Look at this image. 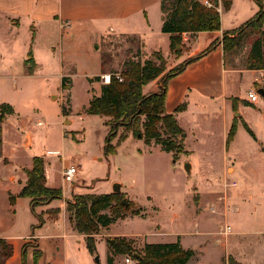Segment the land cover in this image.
Listing matches in <instances>:
<instances>
[{
  "label": "rangeland",
  "instance_id": "rangeland-1",
  "mask_svg": "<svg viewBox=\"0 0 264 264\" xmlns=\"http://www.w3.org/2000/svg\"><path fill=\"white\" fill-rule=\"evenodd\" d=\"M234 1L238 13L241 7L248 4L242 0ZM251 2L258 10L255 1ZM262 3L264 5V0ZM240 17L242 19L244 15L240 14ZM149 22L154 29L152 35L160 32L159 28L156 29L160 18L153 11ZM62 23L61 28L58 23L53 27L55 32L49 27H42L39 31L38 38H50L44 44V55L39 58L44 67L38 75L28 76L22 66L28 45L25 39L30 38L28 22L21 20L15 34V31L8 30L0 17V38L8 36L19 40L12 55L13 70L2 73L0 68V105L7 103L12 108L11 113L7 108L0 110V206L4 203L5 188L7 192L17 189V180L25 176V169L31 168L32 157L40 156L46 182L61 188L59 200L65 201L64 207L73 196L70 195L71 188L74 193H104L112 191L115 182L123 186L120 198H125L128 203V217L117 219L114 224L111 223V227L109 224L99 228L93 235L95 255H91L85 246H79L77 254L79 257L81 255L84 263L89 259L91 264H96L94 259L97 256L99 264H107L105 238L114 232L137 234L126 237L133 240L136 251H141L145 242L172 241L180 234L182 246L194 251L186 264H238L228 251L243 262H249L255 256L257 260L263 258L264 251H259L257 236L252 233L260 226L256 207L259 211L264 209V155L256 150V144L241 120L227 114L226 122H236V126L229 143L226 144V140L230 127L221 144L219 120L222 114L219 111L215 114L203 111L201 114L190 109L178 118L185 132L181 152H165L159 143L150 141L145 144L143 138L119 128L111 141L112 146H116L115 152L104 154L109 118L86 112L92 97L100 93L102 82L99 75L112 72H115V76L119 75L127 58L133 57L142 62L159 51L146 54L140 38L115 35L109 31L105 33V28L101 31L92 21ZM157 37L149 40L152 50L163 48L167 40ZM201 38H209L207 47L219 37L209 34ZM248 47L247 42L241 44L231 61L227 62V69H244ZM177 50H182L180 45L174 49L170 47L172 56L165 60L166 71L181 63L173 64L171 61ZM245 81L244 77L243 84L237 88L240 96L244 94V89L247 90L248 80ZM183 105L182 110L186 109V104ZM63 106L69 110L67 115H63ZM219 109L222 107L215 108ZM174 110L175 107L168 113L175 114ZM232 111H236L234 106ZM38 120L43 121L42 126L37 125ZM249 123L254 130L259 129L252 120ZM122 133H126L127 137L117 145ZM258 133L261 131L258 130ZM227 145L229 151L244 153L247 172L244 200L235 194L241 184L234 175H230L231 170L224 168L219 171ZM185 163L188 164L186 168ZM69 165L77 167L72 184L64 182L61 175ZM230 165L228 161L227 167ZM10 175L15 177L9 179ZM62 192L69 193L68 199H64ZM214 199L221 201L223 208L228 209L227 215L219 214L218 206V211L212 210ZM235 205L239 208L237 212H233ZM132 210L137 211L138 215H130ZM24 212L22 207L17 208L16 215L21 223ZM102 212L109 214V209ZM48 216L53 218L50 214ZM36 220L39 223L38 215ZM69 222L66 221V225L71 227ZM225 223L231 226L228 236L219 234L218 226ZM241 231L246 234L239 239ZM78 238L85 241L84 234ZM126 258V255H115L112 264H135L134 260L129 258L126 261Z\"/></svg>",
  "mask_w": 264,
  "mask_h": 264
},
{
  "label": "crops",
  "instance_id": "crops-1",
  "mask_svg": "<svg viewBox=\"0 0 264 264\" xmlns=\"http://www.w3.org/2000/svg\"><path fill=\"white\" fill-rule=\"evenodd\" d=\"M242 1L248 4L245 7H241L239 13L234 8V0H231L230 7L227 10H224L219 2V30L182 33L180 35L181 54L179 57H176V55L175 57L173 56L171 59L172 63L183 61L203 49L209 42V38H201V36L206 37L209 34H216L220 38L222 31L236 28L251 18L257 12V9H255L251 2L253 0ZM152 11L156 17L160 18V24L158 27L156 26V29L159 28L160 32H154V35H152L154 29L150 26L149 22ZM240 14L244 15L242 19ZM0 17L4 19L8 30L10 32L15 31V34L17 33V28L20 26L21 20L26 19L28 22L30 38L25 39V43L28 45L24 52L25 56L22 59V66L27 70L24 60L30 52L33 65L31 72L26 71L28 76L38 75L37 73L44 67V63L39 58L44 55L42 54V51L45 49L44 44L50 38H38L39 31L42 27H49L52 32H55L53 27H56L57 23L58 27H60L63 25L62 22L92 21L97 24L98 28H101V31L105 28L103 31L105 33L109 31L115 35H130L140 38L143 43L142 49L146 54L155 50L161 52L165 60H168L172 56L169 35L161 32L159 0H0ZM225 21L226 25L224 24ZM157 35L167 40L163 48L158 47V49L152 50L149 47V40L150 38H158ZM199 36L200 38H198ZM18 42L19 40L16 37L9 38L7 36V38H0V68L2 69V73L13 70L11 62L12 55L15 51L14 47H17ZM209 57L212 58L208 60ZM246 74H250L251 76L248 77ZM244 77L246 81L248 80V87L247 90L244 89V94L240 96L237 88L243 84ZM158 87V81L153 80L143 87V91L144 93L154 92ZM260 88L264 91V69L224 68L222 49L218 45L207 55L188 64L182 73L168 81L165 108L167 112H172L174 107L176 108L180 103L184 102L186 104V109L174 112L177 123L178 118L183 117L190 109H194L198 113L201 112V114L203 111L214 114L219 111V114H222L221 120H219L221 122L222 132L219 137L221 144L224 142L227 129L231 124V122L229 124L226 122L227 114H230L231 118L238 117L237 119H240L242 124L251 130L253 136L250 134L249 136L256 144V150L264 155V96L257 93V90ZM248 90H254L258 94L254 102L249 100L247 96ZM217 106H221L222 109L215 110ZM233 106L236 109L234 112L232 111ZM249 120H252L259 126L258 130L261 133L253 129ZM178 125L181 126L180 123ZM228 161H230V167H227ZM245 162L243 152H232L229 151L228 145L225 146L219 171L224 168L231 170L230 175H234L240 181L241 188L235 194L242 200H244L245 195L244 178H247V172L244 167ZM24 175V177L22 176L23 179L18 178L17 182L19 187L13 192H7L5 188L4 203L0 206V237L12 245V254L5 260L4 264H32V253L35 248L41 251L39 264H91L89 259L84 263L81 255L79 257L77 254L80 248L79 246L86 247V244L83 239L78 238L82 234L77 233L72 225L71 227L66 225V221L69 220L64 207L65 201L53 200L46 205L35 207L34 211H32L29 198L16 196L27 179L25 172ZM11 177L14 178L15 176L10 175L9 179ZM45 184L48 187L55 188L48 185L47 182ZM122 189L123 186L121 185L120 191H123ZM72 191L73 189L71 188V196L81 193H74ZM62 193L64 199H68L67 195H69L70 191L69 193L66 192L67 194ZM9 194L15 195L13 202H10ZM214 201L215 205L212 206V210L218 211V206L223 213L219 211V214L223 216L227 215L228 209L223 208L222 202H218L215 199ZM19 207L25 209L22 223L18 221V216L16 215L17 208ZM51 208H58L59 210L53 218H50L47 213V210ZM256 208L258 209L257 219L258 225L260 226L252 234L257 236L256 240L259 251H264V209L261 208V211H259V208ZM237 211H239V208L235 205L233 212ZM37 215L42 217V222L37 223ZM113 224H110V227ZM245 234L244 231H241L238 234V238L242 239ZM136 235L116 232L112 234V236L124 237H135ZM177 235L179 236L178 239L181 244V235ZM108 236L110 235L106 237ZM22 252L24 255H22ZM228 254L238 264H264V257L257 260L255 256L251 261L243 262L229 251Z\"/></svg>",
  "mask_w": 264,
  "mask_h": 264
},
{
  "label": "trees",
  "instance_id": "trees-1",
  "mask_svg": "<svg viewBox=\"0 0 264 264\" xmlns=\"http://www.w3.org/2000/svg\"><path fill=\"white\" fill-rule=\"evenodd\" d=\"M258 6L257 12L236 28L224 30L220 38L214 40L201 52L181 61L177 66L166 71L165 59L160 52H154L153 57L142 62L133 57L127 58L119 72V80L115 72L110 73V82L102 83L98 96H93L86 108L89 114L109 118L108 132L104 139V154L114 153L115 147L111 141L119 128L123 132L131 131L137 138H143L145 144L150 141L159 143L161 150L173 154L181 152V140L185 136L184 130L178 125L175 114L165 111V99L168 81L182 73L185 67L207 55L216 46L220 45L223 53V65L231 61L232 55L243 42L249 44L245 56L244 69H264V5L262 0H254ZM213 7H207L201 0H159L161 12V32L169 35L170 47L181 45L180 35L184 32L197 33L200 31H214L220 29V13L218 1H213ZM231 0H220L224 10L230 7ZM142 45V44H141ZM181 54L175 52L176 57ZM27 71H32L33 61L30 52L24 60ZM157 80L159 87L154 92L144 93L143 87L149 82ZM63 85V83H61ZM184 102L180 103L174 112L181 111ZM12 108L7 103L0 105V110ZM69 110L63 106V115ZM236 122L232 123L227 135V142L234 135ZM141 127V128H140ZM247 132L253 136L251 130L244 125ZM127 137L126 133L119 135L117 145ZM179 137V139H177ZM27 179L19 192L18 197L30 199L32 211L37 205H46L61 198V188L46 186L43 160L40 156L32 157V166L24 170ZM15 195L9 194L10 202ZM109 209V214L103 213ZM128 206L121 203V198L115 193H79L73 194L66 201L65 210L73 229L85 235L86 248L95 255L96 234L101 227H106L117 219L127 216ZM58 208L48 210V214L55 217ZM130 215H138L132 210ZM39 223L42 218L38 215ZM108 256L107 264H112L115 255H126L135 261V264H186L194 255L190 248H184L176 238L165 242H145L141 251L133 248V240L124 236H108L105 238ZM12 254V245L0 237V264ZM22 255L23 252H22ZM41 251L34 249L32 264H39Z\"/></svg>",
  "mask_w": 264,
  "mask_h": 264
},
{
  "label": "built area",
  "instance_id": "built-area-1",
  "mask_svg": "<svg viewBox=\"0 0 264 264\" xmlns=\"http://www.w3.org/2000/svg\"><path fill=\"white\" fill-rule=\"evenodd\" d=\"M213 1L214 0H201V3L207 7H213L214 6ZM217 1H218V3L220 2V0H217ZM99 77H100L102 83L107 84L110 82L111 74L110 73L100 74ZM116 77L119 80H121V78L119 77L118 74H116ZM247 96L251 102H254L257 99L258 94L254 90H248ZM36 123L38 126L43 125V121H41V120H38ZM76 173H77V167L76 166H74V165L66 166L63 169L62 174H61L62 179L64 180V182H66L68 184H72L74 181ZM218 227H219V234H222L224 236H228L231 233V226L228 223H225L224 225H219ZM125 260L129 261V258H126Z\"/></svg>",
  "mask_w": 264,
  "mask_h": 264
},
{
  "label": "water",
  "instance_id": "water-1",
  "mask_svg": "<svg viewBox=\"0 0 264 264\" xmlns=\"http://www.w3.org/2000/svg\"><path fill=\"white\" fill-rule=\"evenodd\" d=\"M257 93H258L259 95H261V96H264V91H263L262 88L258 89V90H257ZM187 166H188V164L185 163L184 168H186ZM120 186H121L120 183H116V182L113 183V185H112V193H115V194H117L118 196H120V195H121ZM121 203L124 204V205H127V204H128L125 198H122V199H121ZM94 260H95V263H96V264H99V262H98V257H97V256L95 257Z\"/></svg>",
  "mask_w": 264,
  "mask_h": 264
}]
</instances>
